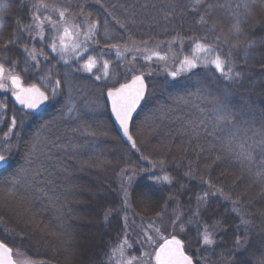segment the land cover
<instances>
[{
	"label": "trees",
	"instance_id": "16d2710c",
	"mask_svg": "<svg viewBox=\"0 0 264 264\" xmlns=\"http://www.w3.org/2000/svg\"><path fill=\"white\" fill-rule=\"evenodd\" d=\"M47 2L70 5L69 16L76 14L98 20L100 28H105L107 20V32L112 37L107 43L132 49L122 54L124 58L151 55V51L173 55L167 62L151 66L156 84L145 77L146 99L131 125L134 134L137 127L140 130L137 139L142 153L136 154L119 142L106 108L101 114L102 125H98L95 118L86 120L80 128L62 126L55 119L56 115L49 114L46 109L38 115L27 116L29 122L21 129L16 151L13 154L10 151L14 148V135L7 148L0 146V153L9 159L6 168L0 171V196L8 200L0 199V242L12 249L13 256L35 264H114L111 252L124 239L125 233L132 245L125 248L126 255L139 257L143 250L149 249L138 223L145 230L153 224L165 235L176 234L184 239L194 264H253V258L264 253V186L254 182L246 168L235 161L222 159L213 164L216 153L209 152V142L219 145L233 134L240 141L250 137L258 139L253 133L264 132V8L257 7L247 14L243 6L245 0H204L197 11L192 10L191 0H101L100 4L96 0ZM7 3L2 41L7 40L5 32L13 26L9 23L17 21L19 25L24 18L22 23L25 24L36 11L32 7L35 0H7ZM179 3H185L186 8H178ZM81 5L83 15H79ZM238 6L243 7V14ZM234 8L240 15L233 11ZM202 14H206L207 23H199ZM114 18L127 26L120 28ZM237 18L246 23L239 36L241 45L232 48L237 36L230 29ZM99 31L101 35L96 39L104 46L103 32ZM219 35L225 39L224 46L218 44ZM196 40L215 45L218 52L230 59L234 70L241 73L240 78L235 82L225 81L211 66L200 67L175 79L170 77L168 72L175 70L182 57L191 54ZM251 40L256 41L252 49L255 55L246 58L243 46ZM136 48L150 51H136ZM14 50L13 46L7 48L9 53ZM125 62L119 64L125 65ZM23 82L29 83L26 79ZM122 82L125 81L120 80L118 84ZM7 105H13L10 98H7ZM216 109L231 113L233 123L216 131L212 137L202 129L198 139L191 138L190 132L185 131L188 121L204 120L208 130H212ZM49 122L50 127L43 136L50 142L41 144L36 153L38 160L32 166L40 168L37 180L42 191L20 189L17 195L8 194L6 189L13 175L22 166L29 167L26 157L34 134ZM90 131L97 134L87 135ZM99 138L105 142L100 144ZM93 140L99 143L94 145ZM69 143L72 144L66 148ZM41 151L50 159H45ZM142 154L149 159L141 160ZM161 159L165 161L164 171L174 178L171 185L153 184L148 173L139 171L151 168L150 161ZM259 160L257 153V163ZM190 164L195 172L191 178L185 175ZM134 168L137 175L129 188L131 207L125 208L119 173L121 169L131 173ZM153 171L157 175L164 174L159 167ZM201 177L232 198L211 196L208 211L200 218L201 227L193 223L186 225L184 232H180L179 227L174 232L171 225L174 213L182 212L186 222L195 210L197 194L210 190L208 184L201 182ZM81 188L89 195L77 191ZM20 195L28 205L20 203V211L15 212L12 206L19 203ZM36 197L40 202H35ZM233 200H239V211L252 222L247 233L244 227H237L240 216L233 211ZM109 209L113 211L105 220ZM217 220L222 224L216 230L215 244L203 246L198 234L203 231L202 225L211 226ZM237 235H247L246 251H235L233 242Z\"/></svg>",
	"mask_w": 264,
	"mask_h": 264
},
{
	"label": "snow or ice",
	"instance_id": "6c2138e0",
	"mask_svg": "<svg viewBox=\"0 0 264 264\" xmlns=\"http://www.w3.org/2000/svg\"><path fill=\"white\" fill-rule=\"evenodd\" d=\"M100 4L101 0H96ZM204 4V0H191V8L193 11H197ZM6 5L0 0V9H3ZM244 9L247 14H251L257 7L264 8V0H245ZM32 7L36 10L31 18V22L28 25L20 26L18 25V31L20 33H28L32 39H36V36L39 37L41 41L45 39V26L51 30V42L48 47L51 48L52 52L57 53L61 59L65 60L67 63V58L69 56L74 57L76 62L79 64L77 71H84L87 73H92L94 69L98 68V65L102 62V74L95 75L97 81L101 79H106L110 76L109 73V60L103 59L104 50L96 54H89L90 48L95 45L99 46L101 40L96 39L101 35L99 31V21L88 19L87 21L76 23L75 17L69 16L71 11V6L66 4H49L47 0H35ZM103 7V4H101ZM209 8L212 5H208ZM218 7H223V5H218ZM239 7V6H238ZM107 11V9H105ZM43 13V14H41ZM79 15H83V6H80ZM91 17V13L88 14ZM109 15H112L109 12ZM167 15V14H166ZM206 14L200 16L199 23H207L205 19ZM116 24L120 28H125L126 23L122 22L119 18H114ZM245 21H241L239 18L235 20L232 24L230 31L237 36V40L231 45L232 48H237L241 45L239 36L243 34V24ZM108 21H104L105 33H104V47L109 49H115L116 55L120 57L122 55V50L119 45L108 44L107 41L111 39L107 32ZM0 27H3L0 24ZM35 30L36 36H32V32ZM131 39V37H129ZM175 39V38H174ZM219 39V37H217ZM17 42L15 33L13 38L8 41V44H13ZM145 44L147 42H144ZM171 43L169 46L171 47ZM8 44L3 45V49L6 51ZM256 46V41L251 40L245 44L244 52L245 57L254 56L255 53L252 51ZM132 49L125 47L123 51H131ZM136 51L149 52L147 48L139 49L136 48ZM24 51L27 53L28 58L33 61H37L38 53L35 48L28 49L24 48ZM40 55L43 54L42 50ZM200 54H203V58ZM87 56V59L84 57ZM155 56L159 60H166L165 56H161L159 52L151 51V55H145L144 59L150 61L152 57ZM47 58V57H45ZM135 59V57H133ZM83 60V63L80 61ZM27 65V60L25 61ZM198 64H202L204 67L211 66L215 69L217 73L225 80L229 82H235L241 76V73L234 70V65L227 57L223 56L220 52L217 51V47L213 44L206 42H201V40H196L194 45V54L190 58L185 56L180 62L179 67L173 71H169L168 75L175 79L181 73L190 72L195 69ZM17 65L16 61H12V68L14 69ZM27 71V67L25 68ZM99 71V70H98ZM118 82V81H117ZM8 83H10L11 88H8ZM107 87L106 97L108 102L111 105V113L115 117L116 122L119 124V128L122 131L123 137L126 138L128 144H130L131 149L135 152L142 153V148L139 145L137 137L140 134V130L137 127L135 134L130 128V121L132 120L133 113L136 111L137 106L145 99L147 94V89L145 86V81L142 75H133L130 82L119 83V86ZM63 87V83L60 80H57L51 88V98H54L58 94V89ZM0 90L5 92L11 91L12 97H14L15 102L22 106V109L28 110L24 113L23 117H17L13 115L8 131L4 133V139L7 141L10 138V135L13 134L14 129L17 127L18 120L20 123L23 122V119L27 117L31 111L38 109L44 102L50 99V95L47 91V85H45L44 90L38 87L36 84H30L27 87H24L21 83V76L14 74L12 72H6L5 63L0 62ZM103 94V93H102ZM184 99V98H179ZM68 111H73L72 108H68ZM203 112V109H200ZM215 120L212 125V130H208L207 124L204 120L199 122L188 121V127L185 129L186 132H190L191 138L198 139L200 132L203 131L207 136L212 137L214 133L218 130H221L224 126L230 125L233 123L231 118V113L226 112L222 109H216ZM0 112L5 116L7 114V104L4 101H0ZM50 123L43 124L40 126V129L34 134L31 141L30 149L26 157V163L29 167H21L8 182V187L6 189L7 193L10 195H17L20 189H24L25 192L28 189H34L35 191H42L38 187L39 181L37 177L41 174L40 168L32 167L36 164L38 157L36 153L40 151L41 144H47V137L43 136V133L46 129H49ZM97 133L95 131H90L87 135L95 136ZM106 135V133H104ZM18 135V134H17ZM253 137H258V139H251L252 142L249 143L248 139L240 141L235 134L231 135L229 138L222 140L219 145L210 143L209 152H215V158L212 160V163L220 161L222 159L235 161L239 163L241 168H246L247 172L254 178V182H259L264 186V132L253 133ZM53 146H56L54 142ZM160 147H163L161 145ZM257 153L260 155V160L257 163ZM41 155L45 156V159H50L46 153L41 151ZM35 157V158H34ZM141 160H148L147 155H141ZM6 157L4 154L0 153V162H5ZM151 168L139 169L140 172L148 173V179L153 184H168L173 183L174 178L169 175L165 169V161L163 159L152 162ZM42 167V165H41ZM159 167L163 175H157L154 173V169ZM211 167V165H209ZM255 167V171L253 168ZM119 175L121 176V193L123 196V203L125 208H130V193L129 188L132 182L135 180L137 175V170L134 168L131 173L127 169H121ZM185 175L188 177H193L195 172L192 168V165H189L188 171L185 172ZM201 182L209 185L210 190H206L203 193L197 194L196 196V207L192 211L191 216L185 222L183 219L182 212H175L174 218L171 220V225L175 232V229L179 227L180 232H184L186 225H191L196 223V225L201 227L200 218L203 212L208 211L209 201L211 196L220 195L224 199H231L230 194H225L222 188H216L215 185L211 183L210 180H204L201 177ZM183 188V185H181ZM21 200H24V196L20 195ZM173 197H170L172 199ZM239 200H233V211L237 212L240 216V224L237 226L244 227L245 232L250 231L251 220L247 218L245 213H242L238 209ZM113 210L109 209L105 213V220H107ZM159 216L160 214L157 213ZM126 219V218H125ZM222 221L217 220L211 226L204 224L202 225L203 231L199 232V243L203 246H213L215 244L214 236L216 230L220 227ZM127 227V225H125ZM149 230H142L143 236L142 239L144 242L153 247L154 256L148 252H142L141 257L147 256L149 261L155 262V264H194L193 256L190 255L186 249V241L182 238H179L176 234L165 235L162 232V229L159 227H154L153 224H149ZM248 242L247 235L239 236L237 235L236 239L233 242L235 251L247 250L246 244ZM132 245L128 243L127 233H125L124 239L120 244L115 247L111 256L115 257L117 254L121 257L118 264H140L138 257L131 256L125 257V248H130ZM0 264H16L13 260L12 249L9 248L5 243L0 242ZM26 264H33V262H26ZM253 264H264V253H261L259 257L253 258Z\"/></svg>",
	"mask_w": 264,
	"mask_h": 264
},
{
	"label": "rangeland",
	"instance_id": "374dc122",
	"mask_svg": "<svg viewBox=\"0 0 264 264\" xmlns=\"http://www.w3.org/2000/svg\"><path fill=\"white\" fill-rule=\"evenodd\" d=\"M238 1V0H236ZM2 3L6 5L3 9H0V24L3 25V27H0V57H2L1 61L5 63V69L6 72H12L14 71V74H18L21 76V79H26L30 84H36L38 87H40L42 90H44L45 85H47V91L50 95V99L47 101L46 110L51 115H56L55 119L62 125V126H68L71 127L73 125L75 128L82 127L86 120L89 121V119H97L98 125H102L103 123L102 118L103 116L101 114L104 113V110L106 107L105 101H104V94L107 91V85L108 87L111 86H119L118 82L121 81H129L131 80L133 75H142L143 78L145 77L150 78L152 81V84H156L155 82V73L154 68L151 66H155L159 63L167 62V60L171 59V55H161L165 56L166 60H159L157 57L153 56L150 61H146L144 59L143 55H138V57H135L134 55H129L128 58H124L123 55L118 57L116 55L115 49L111 51L109 48H105L101 43L99 46L93 45L90 48L89 54L96 55L98 54L101 49L104 50L103 59L109 60V73L110 76L106 79H101L97 81L95 79V75L102 74V62L100 65H98L97 69H94L92 73H87L84 71H77L79 68V64L76 62L74 57L69 56L67 58V63L65 60L61 59V57L57 54L52 52L51 48L48 47L49 43L51 42V36L52 32L51 30L45 26V39L41 41L38 36H36L35 30L32 32V36H36V39H32L28 33H20L18 31V22L15 21L14 23H9L8 25H13L9 31L5 32L6 39L5 41H2V36L4 34V28L6 22L4 21V14L8 9V3L7 0H2ZM178 8H186V4L179 3ZM173 9H176L173 8ZM239 10H241V14H243V7H238ZM236 12L237 15H240L238 10L234 8L233 10ZM75 17L76 23H81L84 21H87L88 18L85 16H77L76 14L70 15V17ZM22 22H24V18L22 19ZM20 22V26L28 25L31 20L29 19V22L22 23ZM200 25V24H197ZM99 30L103 32V38L105 33V28L99 27ZM15 33V36L17 38V42L13 44H8V41L13 38V34ZM219 39H217L218 44L224 46L225 39L224 37L218 36ZM8 44V46H13L15 49L12 52L5 51L3 49V45ZM27 47L28 49L35 48L38 53V59L37 61H33L30 58H28L27 53L24 51V48ZM8 48V47H7ZM41 50L43 52L42 55ZM122 50V54L125 53V51ZM194 54V46L191 50V54L188 55V57H192ZM113 55V57L111 56ZM203 58V54H200ZM47 57V58H45ZM135 57V59H133ZM184 57H182L183 59ZM84 59H87V56L84 57ZM181 59V60H182ZM27 60V65L25 61ZM125 60V65H120L119 62H122ZM180 60V61H181ZM12 61H16L17 65L13 69L12 68ZM118 61V62H117ZM179 61V62H180ZM179 62L175 65V69L179 67ZM80 63H83V60L80 61ZM27 67V71H25V68ZM204 67L202 64H198V66L191 70L190 72L200 68ZM99 70V71H98ZM190 72L181 73V75H187ZM180 75V76H181ZM57 80H60L63 83V87L58 89V94L51 98V88L55 84ZM118 81V82H117ZM122 82V83H125ZM8 88L10 89L11 86L8 83ZM103 93V94H102ZM11 91H3L0 90V101H4L7 104V98H10ZM11 101V100H10ZM68 108H72L73 111L69 112ZM13 115H16L17 117H23L24 115L20 113L19 109L16 108L14 105H7V114L6 116L0 112V146L3 148H7L6 145H8L9 141H11L12 135H14V148H9L12 154L16 151L17 143L20 139V132L21 129L29 122V119L25 117L23 119L22 124H18L17 127L14 129L13 134L10 135V138L6 141L4 139V133L8 131V127L10 124V120ZM101 115V116H100ZM102 117V118H101ZM21 125V126H20ZM102 127V126H101ZM98 129V127H97ZM19 131V132H18ZM18 134V135H17ZM116 134V133H115ZM104 138V137H103ZM118 138V137H117ZM106 140V138H104ZM104 139L99 138L100 144H103L105 142ZM119 140V139H118ZM77 144V139L74 138L73 140ZM94 145L98 144L97 141H92ZM120 142V140H119ZM121 143V142H120ZM72 143L66 144V148L68 145ZM122 144V143H121ZM43 145V144H42ZM138 154V152H136ZM6 160L9 162V159L6 158ZM6 168V167H5ZM119 177V176H118ZM119 184H121V180L118 178ZM82 189V188H81ZM80 191V193H87L83 189ZM89 195V193H87ZM3 196V198H2ZM0 199L4 201H8L4 195L1 194ZM40 202L39 197H36V201ZM19 203H17L15 206V212H18L21 209V204L28 205V202L24 200H18ZM21 203V204H20ZM30 209L31 206L29 205ZM28 207V210H29ZM86 208H90L91 206L85 205ZM35 209V208H34ZM14 210V208H13ZM138 228L142 231L145 230L142 228V226L138 223ZM143 232V231H142ZM123 237V235H122ZM149 249H145L142 252H148L151 253L154 256L153 247L148 245ZM141 252V253H142ZM125 257H131L126 255L124 253ZM140 260V264H154L153 261H149V258L147 256L141 257V255L138 257ZM14 261L16 264H26V262H31L26 258L13 256ZM121 257L119 254H117L114 257V264H118ZM35 264V263H33Z\"/></svg>",
	"mask_w": 264,
	"mask_h": 264
},
{
	"label": "water",
	"instance_id": "95a60500",
	"mask_svg": "<svg viewBox=\"0 0 264 264\" xmlns=\"http://www.w3.org/2000/svg\"><path fill=\"white\" fill-rule=\"evenodd\" d=\"M130 81H131V80H129L128 82H130ZM144 81H145V80H144ZM21 83H22V81H21ZM9 84H10V83H9ZM10 86H11V85H10ZM145 86H146V89H147L146 82H145ZM26 87H27V86H26ZM117 87H118V86H117ZM106 92H107V91H106ZM106 92H105V94H104V101H105V104H106V107H107V111H108L109 119H110V121H111V123H112V125H113V129H114V131H115V133H116L118 139L120 140V142H121L122 144H124L125 146L131 148L130 144H128L127 141H126V138L123 137L122 131H121L120 128H119V124L116 122L115 117H114V116L112 115V113H111V105H110V102H108V100H107ZM146 95H147V94H146ZM145 99H146V97H145ZM145 99H143V100L141 101V103L137 106L136 111L133 113L132 120L130 121V128H131V125H132L133 121L135 120V118H136L137 115L139 114V112H140L142 106L144 105ZM11 101H12L13 104H14L17 108H19L20 110H22V111H24V112H27V111H28V110H26V109H22V106H20L19 104H17V103L15 102V99H14V97H12V95H11ZM46 106H47V101L44 102V104H42V105H41L38 109H36L35 111H31L30 114L38 115V114H40V113L46 108ZM7 165H8V162H7V161H5V162H0V171L3 170ZM13 260H14V259H13ZM154 264H155V262H154Z\"/></svg>",
	"mask_w": 264,
	"mask_h": 264
}]
</instances>
